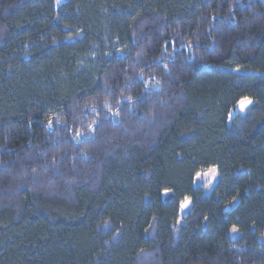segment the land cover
Wrapping results in <instances>:
<instances>
[{"label":"trees","instance_id":"16d2710c","mask_svg":"<svg viewBox=\"0 0 264 264\" xmlns=\"http://www.w3.org/2000/svg\"><path fill=\"white\" fill-rule=\"evenodd\" d=\"M0 264H264V0H0Z\"/></svg>","mask_w":264,"mask_h":264},{"label":"rangeland","instance_id":"374dc122","mask_svg":"<svg viewBox=\"0 0 264 264\" xmlns=\"http://www.w3.org/2000/svg\"><path fill=\"white\" fill-rule=\"evenodd\" d=\"M241 101V100H240ZM240 101L235 105V107L233 108L232 110V115H235V114H243L245 113V111L247 110V108L251 105V103L247 104L244 108H241L240 107ZM217 178V172L215 170V173H210L209 170L207 172H203L200 174L199 176V181L200 183L204 184V185H209L211 186L215 180Z\"/></svg>","mask_w":264,"mask_h":264},{"label":"snow or ice","instance_id":"6c2138e0","mask_svg":"<svg viewBox=\"0 0 264 264\" xmlns=\"http://www.w3.org/2000/svg\"><path fill=\"white\" fill-rule=\"evenodd\" d=\"M251 103L250 99L248 98H243L241 101H240V107L241 108H244L247 104ZM49 123H51V121H49ZM89 127L91 128V125H89ZM209 172L210 173H215V168H212V169H209ZM197 175L199 176L200 174L197 173ZM187 199H185V201L182 203L181 207H184V205L187 204Z\"/></svg>","mask_w":264,"mask_h":264}]
</instances>
